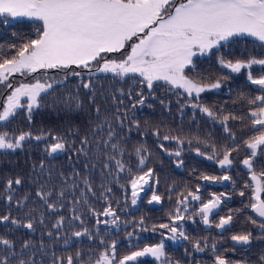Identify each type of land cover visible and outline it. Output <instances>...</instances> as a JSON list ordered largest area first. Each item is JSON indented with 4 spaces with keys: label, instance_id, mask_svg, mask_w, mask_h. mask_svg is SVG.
Wrapping results in <instances>:
<instances>
[{
    "label": "snow or ice",
    "instance_id": "snow-or-ice-1",
    "mask_svg": "<svg viewBox=\"0 0 264 264\" xmlns=\"http://www.w3.org/2000/svg\"><path fill=\"white\" fill-rule=\"evenodd\" d=\"M11 20H28L38 24L34 28L33 38L27 39L20 45L11 44L10 49H15V54L10 58L0 59V86L10 90L6 100L0 110V122H7L14 118L20 110H25L27 120L31 122L32 114L45 104V97L52 96L54 102H63L65 104L75 103L77 108L83 106L79 96H68L61 98L55 95L56 87L64 84L69 76L80 78V84L77 86V92L80 87L89 90L92 95L89 98L90 103L94 105V111L97 118H100L101 108L96 104V87L93 77L98 73H111L114 77L123 79L130 74L139 77L141 90L136 93V99L132 100V92L129 90L127 96L131 102V109L143 106L147 100L144 95L146 88L150 95H154V85L163 82L170 91H178L179 95L186 96V102L181 108L190 106L194 112L199 110L202 114L210 118L213 122L219 120L225 133L235 141V134L228 127L230 119H238L232 114L224 115L222 118L217 111L205 105L200 96L202 93L212 92L221 89L224 81L228 77L216 78L210 83L203 82V77L196 72V58L219 53L217 63L222 70L231 74L246 73V79L256 86L260 94L247 98L250 105L248 116L251 120V128L254 134L244 141L246 149L249 150V156L244 158L241 163L247 169L250 175L251 183H245L244 187L249 188L250 203L245 207L249 208L257 217L250 222L256 228L264 233V170L259 173L254 167V161L259 155H264V58H258L249 53L247 59H226L220 51L235 44H244L251 38L252 44L264 49V0H0V21L8 24ZM125 48L129 51L123 55L122 59H109V54L121 53ZM259 66L261 74L253 75V67ZM80 70H87V80ZM192 72L190 76L187 73ZM51 72L65 73L61 79L49 75ZM16 74L22 77H32V82H20L14 84L13 79ZM121 96L125 95L123 89H119ZM116 102V96L112 97ZM123 104V100L119 101ZM164 102L161 101V104ZM128 116V110L121 111L117 108L116 119L121 127L124 125L125 118ZM243 120V117H239ZM138 129L140 122H132ZM107 127L106 137H100L95 141L96 151L92 154V159L100 162L99 169L101 178L104 179V173L108 172L113 180L118 181L119 175L128 172L130 179L128 184L131 188V204L136 205L140 199V193L144 192L152 184H159L155 170L151 167H145L149 161L151 153L148 152L145 145L135 148V155L138 157V172L132 174L123 157L126 149L121 142L116 140L117 133L113 129L112 122L107 116H104L100 123H97L93 132H103ZM128 131H131L129 128ZM153 135L160 137L159 129H156ZM48 140L52 142L46 144V152L49 156L54 153L66 152L70 149V143L65 137L60 135L53 136L50 132H41L39 135H33L31 131H22L19 135H10L7 132H0V150H16L23 148L25 141L30 140ZM163 141H175L178 145L177 150L169 151L161 143L159 147L170 156L181 157L183 145L187 142L192 143L191 139L187 141L179 136L163 135ZM197 142H201L199 137ZM207 145V141H203ZM212 154L207 155L208 160L215 161L221 169L228 170L233 165L232 153L238 151V147L225 146L222 154L213 144L211 145ZM77 155L89 156L91 151V142L87 136L80 140V147L75 150ZM195 152L200 156H205V152L199 147ZM222 158H219L221 157ZM183 160L177 161V167L182 166ZM96 163L91 167L88 164L84 168L88 172L96 169ZM113 166L115 172H112ZM44 167L43 163L40 165ZM73 183L68 185L73 192L78 188L76 178L85 186L80 190V198L72 202L73 213L71 219L79 221L83 226L84 221L80 215L76 214V205L83 202L88 203L87 197L93 191V183L90 176H81L79 172L73 171ZM201 179L209 182L232 181L230 175L211 176L203 175ZM22 180L16 178L7 180L6 190L12 189L13 185H20ZM122 189L125 185H120ZM104 191L101 193L107 204L102 211L89 205L91 215L96 217V225H114L116 228L125 227L129 223H134L132 232H127L126 237L129 244L132 241L139 240V232L151 231L155 233L157 229L166 230L161 232V239L158 243L145 244L140 247L139 243L132 245L137 250L130 251L122 257H117V241L111 240L106 244L103 236L99 237L101 245H105L103 251H100L93 260L84 261L81 252L77 251L76 257L68 255L67 264H138L141 258L152 257L159 264H179V261H173L165 248V240L187 241L189 237L183 230L185 214L188 213L192 202H199L195 209V215H198L204 225L208 228L215 227L223 231L230 230L233 222L231 210L228 215L220 216L218 221L211 219L213 215H218V209L225 199H229L227 193H211L210 198L205 202L198 194L200 189L197 186L195 191H189L187 194H179L175 209L168 213L169 223L153 225L151 229L144 227L145 221L141 217L138 221H121L109 195L112 192L111 187H105L101 184ZM240 196L245 192L240 191ZM40 197L53 213L63 208V204L49 203L52 192L38 191ZM60 198L65 196L64 190L58 194ZM9 203L13 201L12 195H7ZM25 201L27 196L23 198ZM127 200V196H125ZM17 206H22L21 201H15ZM149 204H161L162 197L153 189L152 195L148 200ZM119 206V201H117ZM110 217V219L101 220L100 217ZM43 216L40 217V223H43ZM187 219L193 220L192 215ZM10 222L12 225H22L24 228L35 232L32 219L27 223L11 217V215L0 216V223ZM65 223V218L60 216L54 228L59 230ZM99 232V227L96 228ZM49 237L53 235L51 231L47 233ZM73 237H88L94 239L91 231L87 227L81 230L73 231ZM59 238V235H58ZM253 239H262L264 236L253 237L251 232L233 234L231 240L236 245H251ZM69 239L64 238V244L67 245ZM0 244H3L5 250L0 254V264H36L33 257L35 251H32V242L24 240L20 244L19 252L16 250V242L6 237L0 236ZM195 252L204 253L210 250L213 253V264H241V262L229 261L223 254L217 253V243L213 241L208 244L207 238L203 241L197 240L192 244ZM43 248V241H41ZM187 252V249H185ZM55 257V253H53ZM64 257H55L52 264H63ZM259 264H264V256L260 257Z\"/></svg>",
    "mask_w": 264,
    "mask_h": 264
},
{
    "label": "trees",
    "instance_id": "trees-1",
    "mask_svg": "<svg viewBox=\"0 0 264 264\" xmlns=\"http://www.w3.org/2000/svg\"><path fill=\"white\" fill-rule=\"evenodd\" d=\"M38 24L28 20H11L10 23L4 24L0 21V59L10 58L15 54V49H10L9 45H20L27 39L33 38L34 28ZM226 59H247L249 53L258 58H264V49L252 44L251 38L244 44H235L228 48L220 50ZM215 53L208 56L196 58V72L200 73L204 78L203 82L210 83L216 78L228 77L221 89L212 92L202 93L200 100L207 106L217 111L222 118L224 115L232 114L238 119L228 121V127L235 134V141L225 133L223 126L219 120L213 122L210 118L202 114L198 109L194 110L188 106L181 108L187 97L179 95L178 91H170L168 86L163 82L154 85V95H150L148 90L144 88V95L147 100L143 106L131 109L132 100L136 99V93L141 90L139 77L129 75L120 79L114 77L113 74L98 73L94 76L93 82L96 87V104L101 108L100 118L94 111V105L90 103L89 98L92 93L82 87L77 92V86L80 84V78L69 76L64 84L56 87L55 95L61 98L68 96H79L83 102L81 108H77L75 103L65 104L63 102H54L52 96H46L43 107L36 109L32 114V120H27L25 110H20L18 114L7 122H0V132H7L10 135H19L22 131H31L33 135H39L41 132L51 133L53 136L60 135L65 137L70 143V149L62 153H54L49 156L45 150L46 144L52 142L48 140H30L25 141L23 148L16 150H0V216L11 215V217L27 223L28 219H32L35 232L24 228L22 225H12L10 222L0 223V236L14 240L16 242V250L19 252L20 244L24 240L32 242V251H35L33 259L36 264H52L55 257H64L63 264H67L66 257L72 255L76 257L77 251L81 252L84 261H89L91 256L94 260L100 251H103L105 245H101L99 237L103 236L106 244L111 240H116L117 257H122L130 251L137 250L132 245L137 243L133 240L129 244L126 237L127 232L134 230V223H129L126 227L122 224L116 228L114 225H96V217L91 215L89 205L96 209L97 212L107 207L101 193L104 191L101 184L105 187H111L112 192L109 199L112 201L113 208L116 209L121 221H138L144 218V227L151 229L153 225L161 223H169L168 213L172 212L176 207V201L179 194H187L189 191H195L199 186V195L203 201L210 198L211 193H227L229 199H225L218 209V215H213L211 219L218 221L220 216H226L231 210L233 222L228 231H221L214 226L208 228L204 225L198 215H195V209L199 202H192L188 213L185 214L184 231L189 240H179L175 243L165 240V248L168 256L173 261H181L184 264L196 263L201 260L200 264H213V253L206 250L204 253L195 252L192 244L197 241H203L207 238L208 244L213 241L217 243V253L223 254L229 261L241 262V264H259L261 256H264V240L253 239L251 245L235 246L231 243V236L237 233L251 232L253 237L264 236L256 226H254L249 217L257 219L255 214L247 207L251 201L249 199L251 191L245 188V183H251L250 175L241 161L249 156V150L246 149L244 141L254 134L251 128V120L248 116L250 105L247 98L260 94L257 88H254L246 79V73L229 74L222 70L217 63ZM80 70V69H79ZM82 71L85 81L87 80V70ZM253 75L261 74L259 66H254ZM188 75H194L188 72ZM119 89H123L124 96L119 94ZM9 89L4 88L1 94H7ZM131 90L132 100L127 96V92ZM113 95L116 96V102H113ZM123 100V104L119 101ZM161 101L164 103L161 104ZM117 108L124 111L128 110V116L125 118L124 125L121 127L116 119ZM104 116L112 122L113 129L117 133L116 142L119 140L126 149L123 157L125 163L131 167L132 174L138 172V157L135 155V148L145 145L148 152L151 153L149 161L145 167H151L155 170L159 184H152L147 188L138 200L137 205L131 204V188L128 184L130 179L129 173L126 171L119 175L118 181L113 180L112 176L104 173V179L101 178V163L92 159L93 152L96 151L95 141L100 137H106L107 127L103 132H93V128L97 123L103 120ZM243 117V120L239 119ZM138 120L140 127L137 129L133 121ZM131 131H128V129ZM156 129L160 131V137L153 135ZM179 136L186 141L192 140L189 145L187 142L183 145L181 157L170 156L164 152L159 145L164 144L170 152L175 151L178 145L175 141H163V135ZM87 136L91 142V151L89 156L77 155L76 149L80 147V140ZM199 137L201 142H197ZM207 141V145L203 143ZM215 145L217 150L221 152L225 146L238 147V151L232 153L233 165L227 171L221 169L215 161L208 160L207 155L212 154L211 145ZM199 147L205 152V156H200L195 152ZM222 158V155L221 157ZM183 160V164L177 167V161ZM43 163L44 167L40 165ZM96 163V169L92 172L85 170L84 165L89 167ZM254 167L259 173L264 170V155H259L254 161ZM77 171L81 176H90L93 183V191L95 196L88 194V203L81 202L76 205V214L80 215L84 221L82 226L79 221L71 219L73 213L72 202L80 198V190L84 189V185L76 178L78 188L73 192L68 185L73 183V171ZM112 172H115L113 166ZM230 175L232 181L209 182L201 179L203 175L223 176ZM20 178V185H13L12 189L6 190L7 180ZM125 185L122 189L120 185ZM155 190L162 197L161 204H149L148 200ZM51 191L52 196L49 203L63 204L57 212L53 213L48 209L43 200L37 196L38 191ZM64 190L65 196L60 198L59 192ZM240 191H244L245 195H239ZM7 195H12L13 201L9 203L6 199ZM27 196L25 201L23 198ZM127 196V200H125ZM20 200L22 206H17L15 201ZM119 201V206H117ZM192 215L193 220L187 219ZM43 216V223H40V217ZM63 216L65 223L59 230L53 226L56 220ZM101 220L110 219V217H100ZM186 221V223H185ZM87 227L91 231L94 239L89 240L88 237H73L72 232ZM99 227V232L96 228ZM51 231L53 235L49 237L47 233ZM141 239L138 241L140 247L145 244L158 243L161 232L166 230L157 229L155 233L139 232ZM59 235V238H58ZM69 239L67 245L64 244V238ZM43 241V248H41ZM3 244H0V254L5 250ZM187 249V252L185 251ZM55 253V257H53ZM90 264V262H89ZM151 264H159V261Z\"/></svg>",
    "mask_w": 264,
    "mask_h": 264
},
{
    "label": "rangeland",
    "instance_id": "rangeland-1",
    "mask_svg": "<svg viewBox=\"0 0 264 264\" xmlns=\"http://www.w3.org/2000/svg\"><path fill=\"white\" fill-rule=\"evenodd\" d=\"M128 51H129V49L128 48H125L121 53L109 54L108 55V58L109 59H122L123 58V55H126ZM76 70L77 71H80L79 69H76ZM49 75L55 76L56 79H61L62 76L65 75V73L51 72V73H49ZM13 82H14V84H19L20 82H25V83L32 82V77L31 76H29V77H22L19 74H16L15 77H14V79H13ZM4 88H6V87L0 86V91L2 89H4ZM9 93H10V90H8L7 94H5V93L1 94V92H0V110H2V106H3V104H4L5 100H6V97H7V95ZM142 193H140V195ZM138 202H137V204H138ZM185 223H186V221H185ZM184 227H185V225L183 224V229H184ZM139 236L141 237V234H139ZM139 240H137V243H138ZM171 242L175 243L177 241H171ZM155 261L156 260L154 258H152V257H144V258H141L140 259V261L138 262V264H151L152 262H155ZM180 264H184V263H180Z\"/></svg>",
    "mask_w": 264,
    "mask_h": 264
},
{
    "label": "flooded vegetation",
    "instance_id": "flooded-vegetation-1",
    "mask_svg": "<svg viewBox=\"0 0 264 264\" xmlns=\"http://www.w3.org/2000/svg\"><path fill=\"white\" fill-rule=\"evenodd\" d=\"M177 261V260H176ZM181 262L179 261V264H180ZM201 263V260H198V261H196V263L194 262V263H192V264H200Z\"/></svg>",
    "mask_w": 264,
    "mask_h": 264
},
{
    "label": "water",
    "instance_id": "water-1",
    "mask_svg": "<svg viewBox=\"0 0 264 264\" xmlns=\"http://www.w3.org/2000/svg\"><path fill=\"white\" fill-rule=\"evenodd\" d=\"M254 88H256V86H254V85H252ZM231 241V243L233 244V245H235V246H241V245H236L232 240H230Z\"/></svg>",
    "mask_w": 264,
    "mask_h": 264
}]
</instances>
